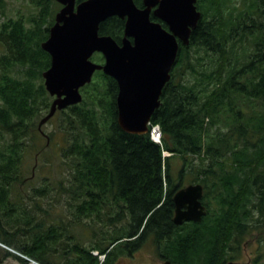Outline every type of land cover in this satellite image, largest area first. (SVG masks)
I'll return each instance as SVG.
<instances>
[{"label": "trees", "instance_id": "trees-1", "mask_svg": "<svg viewBox=\"0 0 264 264\" xmlns=\"http://www.w3.org/2000/svg\"><path fill=\"white\" fill-rule=\"evenodd\" d=\"M37 4L30 16L0 22V264H116L148 243L164 262L237 260L248 237L264 233V0H197L202 18L151 118L161 143L120 127L118 82L96 71L82 102L55 113L58 130L48 135L64 133L58 147L68 176L28 189L27 158L54 99L42 43L61 8ZM124 30L125 20L112 16L99 32L121 43ZM92 59L104 63L101 53ZM189 183L203 185L207 213L177 225L174 195ZM56 202L67 215L52 217ZM83 225L91 244L72 234Z\"/></svg>", "mask_w": 264, "mask_h": 264}, {"label": "water", "instance_id": "water-1", "mask_svg": "<svg viewBox=\"0 0 264 264\" xmlns=\"http://www.w3.org/2000/svg\"><path fill=\"white\" fill-rule=\"evenodd\" d=\"M55 1L62 7L55 14L49 37L42 43L51 55V66L43 72V78L54 99L39 128L58 110L82 102V87L92 81L96 71L102 70L118 82L120 127L128 133H148L180 46L190 43L202 18L197 0H144L142 7L134 0ZM152 15L160 21L153 20ZM112 16L125 20L121 43L99 32L100 24ZM95 53L104 56V63L92 59ZM203 197L204 187L200 183L179 189L174 195L175 224L200 222L207 213Z\"/></svg>", "mask_w": 264, "mask_h": 264}, {"label": "rangeland", "instance_id": "rangeland-1", "mask_svg": "<svg viewBox=\"0 0 264 264\" xmlns=\"http://www.w3.org/2000/svg\"><path fill=\"white\" fill-rule=\"evenodd\" d=\"M5 1V10L6 14L0 15V22L5 20V17H14L16 18L19 15L24 17L30 16L35 13L39 5L37 4L38 0H4ZM60 8H58L59 10ZM57 10V11H58ZM4 51V46L0 44V53ZM59 124V115H54L47 123L42 126L43 136L40 140L36 150H33L27 158L28 169L26 176L28 177V182L26 184L28 189H31L32 186H39L44 183V178L47 177L48 181L52 182L51 187L55 186L58 181L62 178L68 176L67 169L62 163L61 160V151L58 147V142H62L60 137L64 135L63 132L57 131L55 133L54 139L49 138L51 131L57 129ZM63 138V137H62ZM168 154V152H167ZM181 166L178 164L174 167L173 171L176 173ZM65 204L63 202L57 203L55 209L52 212V217H59L67 215ZM85 221H89L86 220ZM72 234L77 238L81 237L82 241L85 244H91V240L94 239V234L91 228L87 226H81L73 228ZM249 240L243 244L242 251L238 255V259L234 261L238 262H249L250 264H264V233L258 235L256 233L253 236L248 237ZM4 247L2 243H0ZM98 254V252H94ZM101 261L104 260V256L98 254ZM260 256V257H259ZM257 262L255 261L256 258ZM30 262L28 264H32ZM4 264H24L21 261H15L14 258H8ZM116 264H164V260L160 258L156 247L152 243H148L143 247H140L136 250L132 256H122L118 259Z\"/></svg>", "mask_w": 264, "mask_h": 264}, {"label": "built area", "instance_id": "built-area-1", "mask_svg": "<svg viewBox=\"0 0 264 264\" xmlns=\"http://www.w3.org/2000/svg\"><path fill=\"white\" fill-rule=\"evenodd\" d=\"M150 135L155 142H161L162 130L159 124H153L151 126Z\"/></svg>", "mask_w": 264, "mask_h": 264}, {"label": "flooded vegetation", "instance_id": "flooded-vegetation-1", "mask_svg": "<svg viewBox=\"0 0 264 264\" xmlns=\"http://www.w3.org/2000/svg\"><path fill=\"white\" fill-rule=\"evenodd\" d=\"M61 7H62V5H61ZM190 184H191V183H189V184H185L184 186H182V188L185 187V186H188V185H190ZM180 189H181V188H180ZM178 190H179V189H178ZM178 190H177V191H178ZM177 191H176V192H177ZM205 206H206V205H205ZM259 257H260V256H259ZM259 257L256 258V260H255L256 262H257V259H259ZM233 261H234V260H233ZM237 262H238V261H237ZM247 263L250 264L249 262H247Z\"/></svg>", "mask_w": 264, "mask_h": 264}, {"label": "crops", "instance_id": "crops-1", "mask_svg": "<svg viewBox=\"0 0 264 264\" xmlns=\"http://www.w3.org/2000/svg\"><path fill=\"white\" fill-rule=\"evenodd\" d=\"M15 261H18L17 259L14 258Z\"/></svg>", "mask_w": 264, "mask_h": 264}]
</instances>
